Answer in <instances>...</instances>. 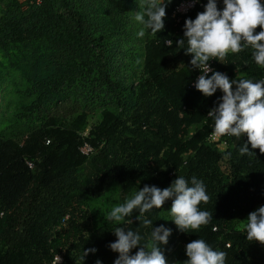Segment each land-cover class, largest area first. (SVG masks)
I'll list each match as a JSON object with an SVG mask.
<instances>
[{"label": "trees", "instance_id": "trees-1", "mask_svg": "<svg viewBox=\"0 0 264 264\" xmlns=\"http://www.w3.org/2000/svg\"><path fill=\"white\" fill-rule=\"evenodd\" d=\"M181 1L167 4L162 31L140 37L144 0H0V264H114L116 227L145 244L160 225L171 229L160 245L168 264H186L195 239L225 252V264H264V245L244 231L264 206V154L250 144L252 154L240 153L246 135L224 148L209 141L219 89L205 97L191 86L200 70L186 40L176 43L207 0L177 20ZM252 51L208 63L230 80H264ZM176 177L202 181L210 197L200 209L212 219L197 232L177 229L171 199L139 221L136 210L132 223L106 219L145 185Z\"/></svg>", "mask_w": 264, "mask_h": 264}, {"label": "clouds", "instance_id": "clouds-1", "mask_svg": "<svg viewBox=\"0 0 264 264\" xmlns=\"http://www.w3.org/2000/svg\"><path fill=\"white\" fill-rule=\"evenodd\" d=\"M199 0H191L197 3ZM171 0H144L143 11H138L135 20L143 27L137 35L143 37L145 30L155 36L164 29L166 6ZM223 8L218 9L217 0H207L204 11L198 12L194 19L184 21L183 38L176 41L187 48L185 54H191L190 64L200 70L195 88L205 97L212 96L217 89L223 93L220 103L209 110L214 119V133L217 138L222 136H247V143L239 149L241 154H252L251 149H259L264 154V80L253 82L250 79H233L219 71L213 70L210 60L225 63L230 53H239L245 47H251L255 63L264 68V4L261 0H223ZM261 30L256 32V28ZM172 40H165L171 46ZM211 73V75H208ZM235 85V88H233ZM191 185L183 177H176L170 186L163 189L145 185L133 198L126 200L111 209L106 219L118 224L132 223L129 217L136 210L139 221L146 212L163 208L164 203L171 199L170 215L178 230L197 232L212 219V213L201 210L200 205L210 200L202 181L195 177ZM244 226L246 239L264 245V206L252 211L247 216ZM153 221L143 219L145 227H152ZM114 235L117 239L110 243L112 251L119 255L114 264H168L160 245L167 244L171 229L160 225L153 228L151 242L142 244L140 234L116 227ZM139 246V247H138ZM137 248L135 254H130ZM96 249H83L81 260L89 252ZM186 264H225L226 253L214 250L203 239H195L186 244ZM60 257L57 258V264ZM96 264H100L97 260Z\"/></svg>", "mask_w": 264, "mask_h": 264}, {"label": "built area", "instance_id": "built-area-1", "mask_svg": "<svg viewBox=\"0 0 264 264\" xmlns=\"http://www.w3.org/2000/svg\"><path fill=\"white\" fill-rule=\"evenodd\" d=\"M261 3H264V0H261ZM195 4H197V3L192 4V3H191V0H182V1L178 4V6L176 7L173 16H174L177 20H179V19L181 18V16L187 14V13H188V12H189V11L195 6ZM210 67H211V66H210ZM211 68H212V67H211ZM198 76H199V75H198ZM198 76L196 77V80H197ZM196 80H195L194 82L191 83V86H195V82H196ZM233 88H234V87H233ZM219 92H220V98H221L222 95H223V93H222V91H221L220 89H219ZM220 102H221V101L219 100V103H220ZM228 137H230V136H222V137L217 138V137L215 136V133H214V127H213V130H212V132L210 133V135H209L208 138H209V141H210V142H217L218 145H219L221 148H224L225 145H226V139H227ZM90 151H91V149H90V147H89L87 144H85V145L82 146V148H81V152H83V153H85V154H88ZM56 260H57V258H56Z\"/></svg>", "mask_w": 264, "mask_h": 264}, {"label": "rangeland", "instance_id": "rangeland-1", "mask_svg": "<svg viewBox=\"0 0 264 264\" xmlns=\"http://www.w3.org/2000/svg\"><path fill=\"white\" fill-rule=\"evenodd\" d=\"M136 74H138V71L136 70V72L133 74V76H135ZM93 122H96V116H91L90 118H89V124H93ZM247 223V222H246ZM245 223V224H246ZM244 224V225H245ZM58 258V257H57Z\"/></svg>", "mask_w": 264, "mask_h": 264}]
</instances>
